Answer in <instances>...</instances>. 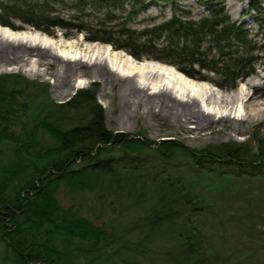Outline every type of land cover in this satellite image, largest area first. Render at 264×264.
Here are the masks:
<instances>
[{"label":"trees","instance_id":"obj_1","mask_svg":"<svg viewBox=\"0 0 264 264\" xmlns=\"http://www.w3.org/2000/svg\"><path fill=\"white\" fill-rule=\"evenodd\" d=\"M126 1L132 8L147 4V0L91 3L112 10ZM248 1L247 13L253 12L260 35H252L244 22L231 17L224 0H204L207 12L198 18L178 15L177 0H171L172 16L146 28L143 32L149 38L144 43L153 46L157 40L162 41L161 54L151 57L174 64L189 76L206 78L194 68L196 65L218 73L226 85L233 86L235 80L253 73L256 62L264 58V0ZM16 16L49 32L24 15ZM0 23L12 25L2 16ZM92 39L115 44L137 58L142 56L109 35ZM47 87V83L20 73L0 74V144L6 140L13 143L12 153L0 149V237L9 244L12 260L17 264H77L81 258L84 264H108L104 250L99 248L103 227L65 206L56 195L60 184L65 183L72 191L97 187L118 204H125L121 215L135 204L150 202L141 218L138 240L123 242L119 250L124 248L143 257L146 264H204L208 251L199 234V218L207 215L210 203L205 185L220 175L229 180L242 175L263 176L264 137H256L255 145L223 141L202 148L172 139L156 141L143 131L133 134L107 127L95 88H79L68 100L55 102L49 98ZM17 117L24 118L20 133L10 130ZM39 129L53 136L57 144L43 148ZM144 149L164 160L186 157L193 178L196 173L205 176L207 182L200 185L198 179L159 170L146 188V181L135 168H128L124 176L112 159L101 157L114 150L129 154ZM119 194L134 195V201ZM73 239L87 244L73 248ZM73 249L78 253H72ZM83 251L88 252L81 256ZM119 255L122 258L121 252Z\"/></svg>","mask_w":264,"mask_h":264},{"label":"rangeland","instance_id":"obj_2","mask_svg":"<svg viewBox=\"0 0 264 264\" xmlns=\"http://www.w3.org/2000/svg\"><path fill=\"white\" fill-rule=\"evenodd\" d=\"M224 2L226 11L231 17L244 22L245 27L250 29L252 35L258 34L257 25L252 16L253 12L247 13L248 0H224ZM175 9L178 15H190L195 18L207 12L204 0H177ZM173 11L174 5L171 0H147L145 7L135 8H132L131 3L126 1L123 6L115 7L112 10L94 6L91 0H0V16L12 24L0 23V25L17 31L32 29L52 38L62 37L69 40L82 36L86 43L109 44L115 51H123L139 63L156 62L172 66L186 77L205 82L209 87L223 93H230L239 84H243L246 91L253 94L250 102L256 104L258 114L255 116V110L250 109L251 104L234 108L232 114L243 113L244 116L242 120H239L241 130L231 138H228L225 133L211 131L210 126L204 129L206 133L203 136L194 135L191 130L184 129L176 121L173 122L170 117L160 113L155 105L140 104L138 105V114L134 115L131 106H125L123 99L118 96L117 86L103 92L101 81L97 77H91L85 66L82 69L86 70V74L80 72V75L86 83L77 87H73L72 84L58 83V80L54 79V70L58 64L49 65L48 68L40 65L31 75H27L17 67L6 69V66H16L17 59L1 56L0 60H4L6 65L4 66L5 63L0 62V74L20 73L30 79L47 83L49 98L55 102L68 100L79 88H95L96 98L104 109L106 125L115 131L133 134L143 131L156 141L172 139L182 145L196 148L223 141L251 142L255 145L253 140L256 137H264V58L256 62L253 73L235 80L233 86L226 85L227 82L218 73L201 70L196 65L194 68L200 71L206 77L205 79L189 76L174 64L152 58L151 55L161 54L162 41L157 40L153 46L144 43L149 35L143 31L171 17ZM19 14L46 27L49 32L16 16ZM97 35H109L116 43L127 45L129 49L141 52L142 56L137 58L128 50L115 47V44L93 40L92 37ZM57 61L56 63H58ZM248 78L253 83L246 82ZM15 104L16 107H20L19 104ZM21 120L24 118H14L10 130L20 133L22 131ZM190 123L189 125H192L193 122ZM37 135L43 148L57 144L56 139L42 129L37 130ZM0 149L4 153H12L13 143L7 140L3 141L0 144ZM2 157L5 158L4 155ZM101 157L112 159L117 165L118 172L124 173V176L128 168H135V171L140 172L141 179L144 178L146 181V188L151 186L153 177L159 170H165L167 173L170 171L176 177H184V179L194 176L193 170L188 168L189 160L186 157L179 156L174 160H164L150 149L129 154L123 153L121 150H114ZM196 179L200 185L207 182L205 176L198 177L195 173L193 181ZM209 183L210 185H205L208 188L210 200L208 212L207 215L199 218V234L203 237L205 249L208 251L204 264L208 262L210 264H264V175L255 177L242 175L234 180L220 175L215 177L213 183L209 179ZM56 195L65 206L77 209L79 214L89 217L95 226L103 227L104 233L100 239L99 248L104 250L103 257L108 258V264L147 263L143 257L137 256L133 252L128 253L124 248L119 249L123 242L129 240L134 243L138 240V231L143 221L141 218L146 215L150 202L142 205L135 204V207L125 209L121 215L120 210L126 208L125 204H118L117 200L105 193L102 194L97 187L72 191L65 183H61ZM119 195L122 199L128 197ZM127 199L133 200L134 195ZM57 240L62 241V237L57 236ZM72 244H74L72 245L74 248V246H78L77 244L83 246L87 243L73 239ZM73 252L78 253L74 249ZM86 252L88 251H83L81 256ZM120 252L122 258L119 257ZM112 256L113 260L109 259ZM12 257L9 244L6 239L0 237V264H17L12 260ZM83 262H85L83 259L78 258L77 264H84Z\"/></svg>","mask_w":264,"mask_h":264},{"label":"bare ground","instance_id":"obj_3","mask_svg":"<svg viewBox=\"0 0 264 264\" xmlns=\"http://www.w3.org/2000/svg\"><path fill=\"white\" fill-rule=\"evenodd\" d=\"M1 56L17 59L16 66H6V69L17 67L27 75L40 65L48 68L58 64L54 79L73 87L86 83L80 75V72L86 74L82 69L85 66L91 77L101 81L103 92L117 86L118 96L125 106H131L134 115L138 114L140 104L155 105L160 113L194 135L203 136L204 129L210 126L211 131L231 138L241 130L239 120L244 116L243 113L232 114L234 108L251 104L250 109L255 110V116L258 114L256 104L250 102L253 94H249L243 84L230 93H223L205 82L186 77L172 66L139 63L109 44L86 43L82 36L65 40L32 29L17 31L0 25ZM3 61L0 60L2 64ZM246 82L252 81L248 78Z\"/></svg>","mask_w":264,"mask_h":264}]
</instances>
